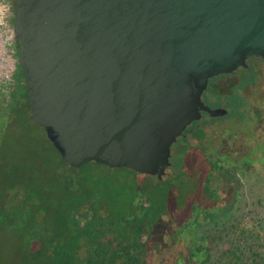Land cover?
I'll use <instances>...</instances> for the list:
<instances>
[{
  "label": "water",
  "instance_id": "water-1",
  "mask_svg": "<svg viewBox=\"0 0 264 264\" xmlns=\"http://www.w3.org/2000/svg\"><path fill=\"white\" fill-rule=\"evenodd\" d=\"M30 118L63 160L159 180L209 80L264 58V0H15Z\"/></svg>",
  "mask_w": 264,
  "mask_h": 264
},
{
  "label": "trees",
  "instance_id": "trees-1",
  "mask_svg": "<svg viewBox=\"0 0 264 264\" xmlns=\"http://www.w3.org/2000/svg\"><path fill=\"white\" fill-rule=\"evenodd\" d=\"M4 2L9 14L14 11L15 0ZM18 69L15 87L0 102V231L24 236L35 264H264V234L235 223L230 228L221 219L230 218L247 172L264 167L252 166L264 164V140L256 132H248L245 140L252 145L248 153H222L223 139L231 148L236 141L241 129L236 128L225 130L216 145H203L214 124L231 118L234 124L247 120L250 108L240 91L256 84V66L240 69L241 81L229 92L219 84L230 75L209 80L205 102L228 112L213 117L205 113L207 118L195 121L185 131L174 147V154L180 155L178 166L172 164L163 179L103 166L141 178L124 208L78 186L74 172L86 166H58L52 182L42 188L45 184L41 185L39 174L36 180L34 168L25 166V156L24 164L14 163V146L19 140L11 134L20 128L26 131L27 124L37 125L30 118L25 73L19 64ZM258 113L261 117L264 110ZM21 145L24 148L26 142L21 140ZM189 157L195 166H184ZM111 195H106L109 200ZM210 224L215 229L221 224L222 233L213 232ZM223 237H227L225 248L214 258L211 250Z\"/></svg>",
  "mask_w": 264,
  "mask_h": 264
},
{
  "label": "rangeland",
  "instance_id": "rangeland-1",
  "mask_svg": "<svg viewBox=\"0 0 264 264\" xmlns=\"http://www.w3.org/2000/svg\"><path fill=\"white\" fill-rule=\"evenodd\" d=\"M2 2L6 5L4 0H2ZM5 8L8 9L6 6ZM13 14L14 11L11 10L9 14L10 21H12L11 18ZM17 53L18 50H16V53L13 55V63L15 64L13 72H11L9 76L4 75V77L7 76V82L3 80L0 85V102L3 98L8 97L15 87V75L19 71V69L17 70ZM255 64V73L257 75L256 84L240 91V94L250 108L247 120L245 122H235L234 124L232 121L234 119L231 118V121L227 120L226 122L214 124V128L209 129L208 135L205 136L204 146L216 145L217 140L225 134V130L230 129V131H232L236 130V128H241L238 129L240 132L236 136V141L231 148L230 145H227V140L223 139V143L220 146V151L222 153L237 151V156H239L240 153H248L252 148V145L247 144L245 140L248 132H256L259 138L264 140V115L258 117L259 109L261 114L262 110H264V59L257 60ZM240 81L241 76L240 71H238L222 79L219 85H221L224 92H229L232 86L238 85ZM205 118L207 117H203V119ZM24 128L26 131L20 128L11 134V138L16 137V139L19 140L17 145L14 146V155H17V162L14 163L16 165L24 164L22 163V159L23 156H25V160L28 161L25 166L29 165L34 168L36 171L34 174L35 179L38 180L36 175L39 174L38 176L41 177V181L39 180L41 185L45 184V186L41 187L45 188L48 183L52 182L51 180L55 174L56 167H65L69 165L64 163L60 153L48 139L42 127L27 124ZM21 140L26 142L24 148H22ZM190 140L194 143L197 142V140L192 138ZM179 143H182V140ZM175 146L174 144L172 147L171 161L174 166H178L180 155L174 154L176 153V151H174ZM195 165L194 160L190 157L187 163L184 164V166ZM83 166L86 167L80 171L74 172L78 178V186L82 185L92 196L101 195V198L107 203L109 201L113 202L114 207L118 206L119 208H124L129 203L130 196L137 191L138 180H141L139 177H130V175L125 174V171L110 170L107 167H103L106 166L103 164L87 163ZM197 166L201 165L199 164ZM252 166H264V164L255 163ZM154 178L157 177L154 176ZM145 184L146 187L152 188L147 182H145ZM108 193H112V200L107 198L106 195ZM231 210L232 213L229 219L221 216V219L227 222L226 224L229 225V227L231 224L235 223L240 227H245L249 232H261L264 234V167L260 169L254 168V170L247 172L246 176H244V185L240 190L239 197ZM209 227H212L213 232L217 231L216 233H222L223 226L221 224L217 226V229L214 228L213 224H210ZM240 230L241 229H238L235 233L237 234ZM228 231L230 230H227V232ZM17 234L18 233H8L5 230L0 231V264H35L36 262L32 260L31 254H28L31 248L26 244L24 236ZM222 235L224 236V233ZM226 240L227 237H223L215 241V245L211 250L214 258L220 256L225 248ZM62 245L66 246L67 244L63 241Z\"/></svg>",
  "mask_w": 264,
  "mask_h": 264
},
{
  "label": "built area",
  "instance_id": "built-area-1",
  "mask_svg": "<svg viewBox=\"0 0 264 264\" xmlns=\"http://www.w3.org/2000/svg\"><path fill=\"white\" fill-rule=\"evenodd\" d=\"M5 6L0 0V85L3 80L7 82L6 77L14 70L13 55L18 47L13 24Z\"/></svg>",
  "mask_w": 264,
  "mask_h": 264
},
{
  "label": "flooded vegetation",
  "instance_id": "flooded-vegetation-1",
  "mask_svg": "<svg viewBox=\"0 0 264 264\" xmlns=\"http://www.w3.org/2000/svg\"><path fill=\"white\" fill-rule=\"evenodd\" d=\"M264 58H262V57H259V56H252V57H249L248 58V60H247V62H248V64H251V65H254V66H256V61L257 60H263ZM242 68H244V67H240V68H238L236 71H234L233 73H236V72H238V71H240V69H242ZM232 73V74H233ZM231 73L230 74H227V75H232ZM210 84V83H209ZM206 92V91H205ZM205 114V113H204Z\"/></svg>",
  "mask_w": 264,
  "mask_h": 264
}]
</instances>
